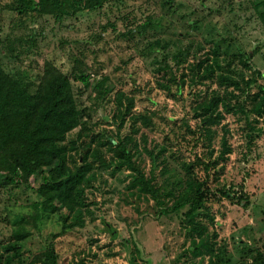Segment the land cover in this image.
Returning <instances> with one entry per match:
<instances>
[{"label":"rangeland","instance_id":"374dc122","mask_svg":"<svg viewBox=\"0 0 264 264\" xmlns=\"http://www.w3.org/2000/svg\"><path fill=\"white\" fill-rule=\"evenodd\" d=\"M252 1L121 0L60 21L51 15L20 16L0 2V61L8 71L27 73L26 79L33 84L38 82L47 60L68 73L78 69L91 72L95 81L108 74L112 85L135 95L136 108L154 115L156 126H142L135 135L138 147L133 146V151L137 163L148 175L155 174L156 183L166 190L170 186L166 177L173 180L178 174L183 176L185 161H197L198 156L208 154L196 129L200 119L193 115L192 105L217 85L197 84L191 90L187 83L182 94L172 96L157 84L160 73L156 67L164 56L174 64L171 57L180 49L204 52L219 46L229 55L250 52L251 64L262 71L259 81L264 84V24ZM130 28L132 34H126ZM156 40L166 48L151 46ZM76 61L81 62L79 67ZM74 85L80 102L91 105L82 82L74 81ZM113 109L109 100L92 109L97 131L116 132ZM225 122L232 129L233 152L219 178L216 169H211L209 186L214 194L210 195V204L219 233L211 254L193 257L181 253L190 244L180 224L187 206L160 214L155 199L128 191L127 169L112 172L103 166L97 168L96 186L89 190L91 202L85 224L57 236L54 233L60 231L61 224L55 218L40 220L34 214L31 204L37 196L33 190L25 186L10 188L0 181V244L10 239L15 220L24 216L32 231L23 247L24 260L53 240L61 264H130L134 258L135 264H208L211 258L218 264H261L264 130L249 145L244 120L228 114ZM259 125L264 129L262 120ZM215 128L221 131L220 126ZM214 144L218 147V139ZM163 146L167 149L161 150ZM150 151L160 153L156 162ZM201 166L195 162V170L203 175ZM222 188L248 191L250 204L228 197ZM173 200L165 197L168 205Z\"/></svg>","mask_w":264,"mask_h":264},{"label":"trees","instance_id":"16d2710c","mask_svg":"<svg viewBox=\"0 0 264 264\" xmlns=\"http://www.w3.org/2000/svg\"><path fill=\"white\" fill-rule=\"evenodd\" d=\"M0 2H4L3 8L20 16L51 15L60 21L121 0ZM252 4L264 24V0H253ZM143 27L145 31L147 22ZM128 33L132 34L131 28ZM151 44L167 46L160 40ZM171 58L174 64L164 56L163 62L157 65L160 77L156 82L172 96L182 94L187 83L191 90L197 84L217 86L207 89L192 105L193 115L200 119L196 129L205 141L208 154L198 156L197 161H185L183 176L178 174L173 180L166 177V183L170 184L166 190L156 183L155 174L148 175L137 163L133 151V146L138 147L135 135L142 126H156L154 115L147 109L136 108L135 95L112 85L108 74L95 81L91 72L78 69L68 73L53 60H47L38 82L33 84L26 79L27 73L8 71L0 61V181L10 188L25 186L33 190L37 196L31 204L34 214L40 220L53 217L61 224L55 236L85 224L86 209L91 202L89 190L96 186L97 168L103 166L112 172L127 169L128 191L155 199L160 214L178 212L187 206L180 224L190 244L181 253L197 257L213 252L219 233L210 204V195L214 194L209 186L211 169H216V178H219L233 152L232 129L225 122L228 114L244 120L249 145L263 132V126L259 125L261 120L264 122V84L259 81L263 73L251 64L250 52L229 55L219 46L204 52L180 49ZM76 63L79 67L81 62ZM74 81L82 82L89 92L91 105L80 102ZM107 100L114 104L111 118L117 129L112 134L97 131L92 116V109H98ZM74 130L75 135L70 138ZM217 139L218 147L214 144ZM165 149L163 146L161 150ZM150 154L155 162L160 156L153 151ZM195 162L203 164V175L195 170ZM223 193L245 205L251 202V193L244 189L241 193L235 188ZM164 196L174 197L171 205L166 204ZM15 221L16 228L10 239L0 244V264H61L53 240L24 260L23 247L32 231L27 217ZM137 253L140 255L138 248ZM135 262L134 258L130 264ZM208 264L218 263L211 258Z\"/></svg>","mask_w":264,"mask_h":264}]
</instances>
